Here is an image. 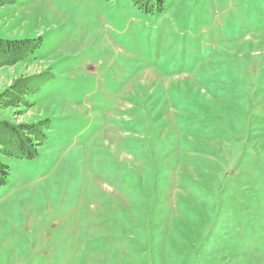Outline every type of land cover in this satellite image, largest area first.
<instances>
[{
  "label": "rangeland",
  "instance_id": "374dc122",
  "mask_svg": "<svg viewBox=\"0 0 264 264\" xmlns=\"http://www.w3.org/2000/svg\"><path fill=\"white\" fill-rule=\"evenodd\" d=\"M0 68L50 118L0 186V264H264V0H11Z\"/></svg>",
  "mask_w": 264,
  "mask_h": 264
},
{
  "label": "trees",
  "instance_id": "16d2710c",
  "mask_svg": "<svg viewBox=\"0 0 264 264\" xmlns=\"http://www.w3.org/2000/svg\"><path fill=\"white\" fill-rule=\"evenodd\" d=\"M11 0H0V5ZM146 12L161 10L166 0H132ZM41 45V38H0V68L24 62ZM43 72L19 75L0 91V114L3 110L29 108L28 96L40 90ZM50 118L43 117L33 122H15L0 115V158H31L38 154L39 145L46 137ZM9 165L0 159V186L6 182Z\"/></svg>",
  "mask_w": 264,
  "mask_h": 264
}]
</instances>
